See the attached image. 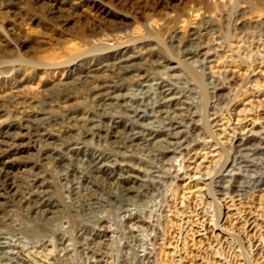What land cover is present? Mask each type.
Instances as JSON below:
<instances>
[{"label":"rangeland","instance_id":"obj_1","mask_svg":"<svg viewBox=\"0 0 264 264\" xmlns=\"http://www.w3.org/2000/svg\"><path fill=\"white\" fill-rule=\"evenodd\" d=\"M232 9L237 13L229 17L226 14ZM263 41L264 0H0V123H12L6 137H2L0 127V176L8 174L21 185L35 180L46 194L58 198L59 205L51 214L53 223L48 226L51 229L75 221L93 224L99 217L113 215L120 225L128 219V214L116 210L112 202L104 203L102 207L98 205L96 212L90 213L88 209L76 208L68 198L62 197L63 190L56 176L63 167L58 166L59 161L53 157H60V165L68 166L75 159L74 147L79 146L92 154L101 150L112 153L120 150L115 147L116 142L124 138L126 128L134 121L125 115L124 98L142 97L147 91L152 97L160 96L158 99L166 101L168 106L148 125L150 132L146 133L157 135L149 140H135L132 150L135 153L142 147L154 148L166 145V140H176L169 136V132L184 134L187 140L180 145L168 146L160 156L157 161L159 167L150 173L159 185L160 195L148 202L145 199V206L130 207L135 219L129 227L140 238H145L144 246L134 250L137 257L134 264H178L180 257L175 251L174 241L170 238L163 240L167 214L164 208L168 204L164 199L171 200L174 185L184 183L183 177L177 178L183 173L181 165H185L187 160L191 163L195 159L201 161L209 150L201 146L207 135L198 126L209 121L214 130L219 131L221 126L214 119L232 103L231 99L243 87L244 76L233 72L241 62L238 50L247 47L255 50ZM200 42L207 43L212 52L206 59L204 56L195 59L188 53ZM226 55L225 65L230 64L232 58L237 60L234 66L229 67L232 71L213 72L210 65L224 60L220 58ZM127 58V63L136 67L137 72L119 80L112 67ZM190 71L201 72L207 90L211 94L215 89L217 92V97H212L200 107L201 112L192 108L194 102L185 94L187 81L183 76ZM88 73L95 77L89 78L87 83L81 82V77ZM212 74L220 78L215 89L211 83ZM75 81L77 88L71 89ZM105 81L117 85L113 93L115 97L100 100L97 94ZM161 82L165 86H159ZM67 83L71 90L70 96L65 97L59 90ZM168 88L173 92L166 95L161 92ZM241 98L247 102L245 95ZM200 100L202 98L197 95L195 101ZM241 102L234 107L241 108ZM102 104L116 122L113 132L100 140L88 135L78 144L70 143L72 139L82 138L81 134L87 130V119L92 112L101 110ZM133 105L138 107L135 103ZM168 111L172 116L177 114L178 120L184 118L187 125L168 129L164 117ZM259 113L262 119L253 127L248 126L242 135L244 139H254L251 149L255 150L240 152L239 156L242 155L247 162L236 166L231 174L224 172L222 183L215 184V189L229 183L240 188L247 184V178L257 167L264 166V106L260 107ZM49 149L53 156L45 157L43 153ZM194 156V160L190 158ZM212 159L209 156L202 162V171L204 167L213 165ZM131 174L134 182L129 184L131 190L124 193L137 200L141 190L139 186L147 181L148 176L143 168L132 170ZM202 177L208 179L209 175L203 174ZM97 180L101 186L120 191L121 187L107 174L99 173ZM22 190L18 187L0 196V235L9 242L5 250L13 256L20 245L25 249L24 264H48L55 252L47 238L21 239L15 232L38 227L43 222L40 215L27 217L22 211ZM235 190L234 194L242 193ZM204 191L207 192L206 189ZM168 215L174 217L171 213ZM115 221L107 223L109 236L119 228ZM114 236L110 239L105 237L104 242L112 246L124 244L123 239ZM68 249L71 250L69 258L65 250L58 251L64 256L65 263L82 264L80 255L73 253L72 246ZM160 251L161 263L154 256ZM180 253L185 256L183 250ZM147 257H150V262ZM97 259L100 264H121V258L117 259L114 253L98 255ZM189 260L186 258L183 263L198 264L202 261L189 263Z\"/></svg>","mask_w":264,"mask_h":264},{"label":"bare ground","instance_id":"obj_2","mask_svg":"<svg viewBox=\"0 0 264 264\" xmlns=\"http://www.w3.org/2000/svg\"><path fill=\"white\" fill-rule=\"evenodd\" d=\"M234 9L229 14H225L229 17L232 14L235 15L237 10L233 11ZM238 52L241 62L236 65L233 72L244 76L243 87L238 91L240 93L231 99L232 101L230 102L232 103L224 111L222 110L218 113L214 119L215 123L221 126L219 131L214 130L212 123L209 121H206L203 126H198V129H201L207 135L206 138H209L208 141L205 138L201 146H203L204 150H209L204 153L201 161L197 162L196 156H194L190 157L193 160L195 159L193 163L187 160L185 165H181L183 173L178 175L177 178L183 177L184 183L174 185L173 198L171 200L164 199V203L167 202L168 204L164 208L167 214H165L166 224L163 231V240L166 241L167 238H170L174 241L175 251L180 257L178 264H184L183 262L186 258L190 259L187 261L189 263H196L198 260H202L198 264H264V166L257 167L253 174L247 178V184L240 186V188L230 183L221 185L220 189L213 187L217 183H222L224 172L231 174L236 166L247 162L242 159V155L239 156V153L255 150L251 149L254 139H244L245 136L242 135L248 130V126L253 127L262 119L259 109L264 106V41L255 50H250L247 47L244 50H238ZM188 53L192 58L204 56V59L212 54L207 47V43L204 42H200L198 46L190 48ZM220 59L224 60L210 65L213 72L232 71L229 67L231 65L234 66L237 61L232 58V60L230 59V64L225 65L227 55ZM128 61V58L121 59L112 67L113 74L119 80H123L137 72L136 67L128 64ZM220 65H222L221 68H218ZM94 77L93 74L88 73L81 77V82L87 83L89 78ZM183 78L187 81L185 94L193 100L194 103L191 106L196 111H200V107L202 108L203 104L206 105L209 99L217 97V92H215L216 81L220 78H216L214 74L211 76V83L215 89L212 94L207 90L205 78L201 75V72L192 71L190 74H185ZM76 82L73 85L71 84V89L77 88ZM158 84L161 87L165 86L162 82ZM114 88H117L116 84H107L105 81L101 90L98 91V98L100 100L114 98ZM71 89L69 83H67L60 88L59 92H62L63 96L66 97L70 96L69 92ZM249 91L252 92L248 96L246 94ZM161 92L166 95L173 92V89H163ZM197 95L202 100L196 102ZM241 95H245L247 102H244L245 99L243 98L239 99ZM261 96L263 97L261 98ZM158 97H152L147 91L143 93L142 97L128 100L124 98V101H126L123 106L126 112L125 115L134 121H132L133 124L131 123L126 128L127 134L124 138L116 142L115 147L120 150L113 153L101 150L98 154H92L79 146L74 147L72 150L74 151L75 159L71 160L68 166L60 165L62 161L60 157H53L59 161L58 166L63 167L57 172L58 176H56L58 184L63 190L62 197L68 198L76 208L80 207V210L81 208L88 209L90 213H95L98 205L102 207L104 203L112 202L116 205V210L124 211L128 214V219H124L122 223L120 222V225L118 220L115 221L116 216L113 215L99 217L96 223L93 222V224L88 221V223L75 221L61 228L51 229L48 226L53 223L51 222L53 219L51 214L54 211L53 209L59 205L58 198L46 194L44 190L40 189V185L35 180L21 185L16 178L8 174L0 176V196H5V194L11 193L12 190L21 187L24 189L22 190V211L24 214L27 217H32L36 214L42 217L43 222L38 227H33L29 230L18 229L15 232L21 236V239L47 238L52 244L53 252H55L49 258L48 264H66L64 256L59 255L58 251L65 250L67 252L66 257H68V253L71 252L68 249L70 246L73 248V253L80 255L82 264H100L97 256L108 255L109 253H112V255L113 253L116 254L117 259L121 258V264L135 263L137 257L134 250L144 246L145 238H140L136 231L129 227L135 219L130 207L139 208V206H145L146 201H151L154 197L160 195L159 185L155 183L150 173L152 169L159 167L158 165L160 164L157 161L168 146L180 145L187 140L184 134L177 133L176 135L169 132V136L176 140H166V145L162 144L154 148L142 147L134 153L132 146L135 140H149L157 135L153 136L151 133H146L149 131L148 125L155 121L158 113L164 112V107L168 106L165 103L166 101H160ZM240 102L242 107L239 109L235 108L234 106ZM134 103L138 107L134 106ZM101 106V110L92 112L87 119V130L81 134L82 138L69 139L70 143L78 144L79 140L81 141L84 136L88 135L97 137L100 140L113 132V124L116 122L106 112L105 105L102 104ZM165 114L164 117L167 120L165 124L169 127L168 129L187 125L184 118L178 120L177 114H173V116L170 115V112ZM52 121L54 120L52 119ZM145 121L147 122L144 123ZM4 122L0 123L2 137L8 135V130L12 126L11 121L5 125ZM48 122H50V119ZM148 135H151V137L147 138ZM187 146H189V143H187ZM121 149L124 151H121ZM233 150L235 151L234 154H232ZM52 154L53 151L50 149L43 153L45 157H52ZM144 156L146 159H144ZM209 156L213 159L215 157L218 158L212 159L211 164L213 165L204 167V171H202V162ZM109 162L113 163L109 164ZM142 168L148 179L139 186L141 190H139L138 199L133 200L124 191L131 190L129 184L134 182L131 174L132 170H140ZM99 173L112 177L121 187L120 191H113L108 187L101 186L97 180ZM203 174L209 175V178L203 179ZM230 179H232V176ZM233 179L235 180L236 178ZM206 180L208 181L206 182ZM205 189L207 192L204 191ZM235 189L240 190L242 193L234 194L237 191ZM103 195H107L106 198H103ZM145 199L147 200L145 201ZM153 209L150 212L151 214ZM168 213L173 214L174 217L172 218ZM113 221L118 222L119 228L113 232V235L109 236L107 234V223ZM113 236L116 239H123L125 241L124 244L112 246L108 242H104L105 237L110 239ZM94 245L99 246L94 247ZM179 245L182 246L179 247ZM7 246H9V242L0 235V264H24L22 258L26 257L24 247L18 245L19 247L16 248L15 254L9 256V252L5 250ZM182 250L185 256L180 253ZM160 252L154 256L159 258L161 263L162 251ZM147 258L150 262V257ZM33 259L34 261L36 260L34 257ZM91 259L94 260L89 262Z\"/></svg>","mask_w":264,"mask_h":264}]
</instances>
